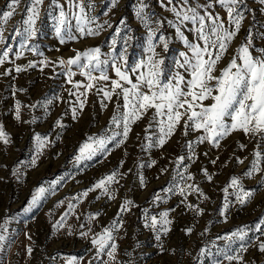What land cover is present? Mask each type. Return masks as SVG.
<instances>
[{
  "label": "rangeland",
  "instance_id": "rangeland-1",
  "mask_svg": "<svg viewBox=\"0 0 264 264\" xmlns=\"http://www.w3.org/2000/svg\"><path fill=\"white\" fill-rule=\"evenodd\" d=\"M8 2L9 0H0V11L7 10ZM50 2L51 0H44L41 7L39 33L34 41L39 51L43 53V57L48 60L56 61L58 58L66 60L74 57L77 51L84 52L92 47H100L102 53L110 54L113 49L109 45L122 18L125 19V26H122L121 36L131 37L126 53L129 67L134 66L141 58H146V30L135 16L140 0H119L115 8L111 7L110 0H83L85 11L90 17H96L98 23L107 20L112 27L105 26V30L98 36L85 37L65 44H61L55 36L52 20L46 14ZM143 2L147 5L146 12L152 16L153 26L156 20L165 21L159 34L170 40L169 49L165 52L162 47H157L156 51L165 59V78H167V75L177 70L175 62L181 59L180 52H186L187 49L176 38L175 30L167 24L168 20L174 19L173 14L164 7L168 4V0H143ZM177 2L179 0H174V3ZM196 2L197 0H189L193 6ZM198 2L204 5L207 0H198ZM27 3L28 0H21L16 14L5 26L4 35L9 43L14 44V49L8 61L0 65V123L4 125L11 139L8 145L0 143V223L7 221L11 235V242L0 250V264H69L73 257L80 261V264H88L89 261H92V264H100L99 260H93L95 249L91 244L92 234L101 232L103 227L108 226L116 218L125 199L132 200L136 206L131 207L130 212L124 213L123 227L115 233L118 245L116 260L121 264H212L213 258L201 257L200 249L207 246L215 253L213 242L221 248L226 243L216 238L243 225L253 229L248 234V251L243 254L245 262L264 264V253L258 252L256 248L260 241H264V234L255 230L258 223L264 226V188L260 186L264 182L262 180L264 172L251 178L242 176L253 160L251 154L256 148V140L246 138L243 132L236 131L221 141L219 147H212L207 142L197 145L196 158L186 159L183 162L187 166L186 175L191 174L194 177L187 183L199 186L208 197L205 200L196 193L187 196V203L203 209L202 215L187 210L185 205L181 204L183 197L179 194H168L166 203L156 205L152 203L154 194L166 195L161 190L171 187V180L176 170L175 161L178 157L187 155V149L183 147L186 141H196L201 135L200 132L190 131L188 136H184L183 121L162 148L142 150L144 129L152 115L150 110L146 116L132 125L129 137L123 145L120 147L109 145L110 155L75 165L74 155L79 145L88 136L99 135L108 126L117 99L113 96L112 101H105L107 108L102 109L100 97L93 90L88 94L84 110L78 112V118L73 120L71 107L76 98L70 96L69 91L74 89L71 84L66 83V77L59 66L55 67V71L52 66L44 68L43 72L39 67L28 68L20 73L15 71L16 66L26 67L29 61L36 62L43 58L27 51L20 59H16L14 55L18 41H13L10 34L14 26L24 18ZM58 3L68 11L67 0H58ZM246 5L248 10L244 11L242 28L217 65L214 75L218 76L227 66L250 29L255 47H264V39H261V36H264V4H261L260 0H246ZM241 8L243 10V6ZM209 11L214 15L219 13L227 25L228 18L223 9L216 6L214 10L209 9ZM105 12L108 14L104 15ZM53 14H58V9H53ZM72 23L75 24V21ZM188 27L190 28L191 25ZM185 35L190 41L194 39L189 31H186ZM4 47L6 45L0 44V50ZM123 47L120 37H117L115 52L119 54ZM253 55L259 53L253 50ZM8 69L11 70V74L3 75ZM108 75L110 80L107 83L111 87V79L117 77L110 67ZM131 78L135 82V76L132 75ZM73 80L86 82L79 74L73 77ZM47 100L52 101L47 111L43 108L24 107V105L36 104L37 101L43 103ZM17 101L22 105L21 120H30L35 116L37 117L35 123L17 122L14 119ZM120 103L122 104L123 101L121 100ZM205 103L210 104L211 101ZM57 120L64 125L63 130L56 126ZM35 134L46 136L51 143L39 156L37 166L30 167L29 162L35 155ZM239 143L247 147L241 150L238 148ZM261 151L264 155V145L261 146ZM236 157L243 159V164H238ZM152 160L156 161L154 166L140 167ZM214 160L215 163L212 162ZM260 166L264 169V160L261 161ZM117 169L122 176L119 178V183L112 186L116 192L115 199L109 200L106 196L97 199L100 191L90 192L82 203L77 204L73 214L68 216L64 227L59 231L53 229V224L67 210L71 197L90 188L98 179ZM162 169L167 171L162 173ZM204 169L212 175L211 182L204 177L202 171ZM14 170H19V177L12 174ZM139 176L145 178V185L140 184ZM233 176L241 177L246 190L255 188L256 192L250 202L241 206L231 195L233 189L229 188L228 199L231 201V206L226 213L225 223L224 217L221 216L225 196L222 189L229 185ZM60 177L65 179L58 186L55 195L50 196L33 212H22L38 185L47 186L50 181ZM61 200L65 201L64 205L55 207ZM145 208L149 210L150 215H158L162 211L174 209L169 213V219L173 221L169 225L171 231L166 236H162L161 241H157L155 234L144 226ZM93 214L98 215L91 221L92 233H89L88 238H82L79 233L87 231L88 217ZM81 224L85 225L83 229L80 228ZM188 227L193 229L191 234H186ZM69 230L72 232L71 235ZM202 233L204 234L201 235ZM26 234L31 236V240ZM161 243L165 248L163 252L159 247ZM28 247L33 249L31 255L26 253ZM233 247L238 248L239 244ZM103 259L107 260L108 257L104 256ZM223 264H228V261H223Z\"/></svg>",
  "mask_w": 264,
  "mask_h": 264
},
{
  "label": "snow or ice",
  "instance_id": "snow-or-ice-1",
  "mask_svg": "<svg viewBox=\"0 0 264 264\" xmlns=\"http://www.w3.org/2000/svg\"><path fill=\"white\" fill-rule=\"evenodd\" d=\"M21 0H9L6 5L7 10L0 11V44L6 45L0 50V65H3L9 59L10 53H13L14 44L9 43L4 35L5 26L16 14ZM68 11H65L63 5L58 0H51L46 10V14L52 20V27L55 36L61 44L69 41H76L85 37H94L105 30V26L112 27L107 20L98 23L96 17H90L85 11L83 0H67ZM264 4V0H260ZM44 0H28L24 10V18L14 26L10 34L13 41H18V48L14 55L16 59L24 56L25 52H31L34 55L43 57L38 46L34 43L38 37V22L41 19V7ZM119 0H110V5L115 8ZM219 6L227 14V25L219 13L213 14L209 9H215ZM243 6V10L241 8ZM94 7V5H89ZM165 10L173 14L174 19L168 20L169 27L175 30V35L180 40L186 52H180L181 59L177 60V70L167 75L165 73V59L156 51L157 47H162L165 52L169 49L170 40L160 33L165 21L156 20L153 26L152 16L146 12L147 5L140 0L135 16L146 30V58H141L134 66L129 67L127 61V47L130 36H121L122 26H125V19H121L120 26L116 27L115 33L109 45L113 51L110 54H104L100 47H92L84 52L77 51L74 57L68 59L58 58L56 61H50L43 57L39 61H29L26 67L16 66L17 73L26 71L28 68L39 67L41 72L44 68L59 66L66 77V83L71 84L73 89L69 91L70 96H74L75 102L71 107L72 118H78L77 113L82 112L87 104L88 94L95 90V94L100 97L102 109L107 108L105 101H112L116 97L117 103L113 115L109 120L108 126L99 135H90L82 142L74 155V164L81 165L84 162L92 161L94 158L110 155L109 145L120 147L129 137L132 125L140 121L152 110L151 118L144 129V136L141 148L150 150L153 148H162L168 140L174 135L181 121H183V135L188 136L189 132H200L201 135L196 141H186L184 148L187 149L186 156H180L175 161V171L171 180V187H166L161 192L166 195L154 194L152 203H166L169 195L179 194L183 199L181 204L185 205L187 210L195 212L196 215H202L203 209L197 205L187 203V196L196 193L203 199L208 197L201 191L199 186L188 184L187 181L193 180L191 174H187V166L184 161L195 159V148L199 144L207 142L212 147H219L221 141L226 139L232 133L241 131L246 138L256 140V148L252 152L253 160L250 167L242 174L243 177L251 178L256 174L264 172L261 168V161L264 160L261 146L264 145V47L256 48L253 44V33L251 29L244 41L236 49L235 55L231 58L226 67L220 74L214 75L217 65L227 53L232 41L239 34L244 19V11L248 10L246 0H207L204 5L199 4L198 0L193 6L189 0H168L164 5ZM53 9H58V14H53ZM203 13V14H201ZM108 13L105 12L104 15ZM75 21V24L72 22ZM94 25V27H93ZM188 25H191L189 28ZM128 31H131L128 29ZM189 31L194 39L190 41L185 35ZM117 37H120L123 49L117 54L115 45ZM264 39V36H261ZM253 50L259 53L254 56ZM111 68L117 79H111V87L108 86L110 76L108 68ZM182 70V71H181ZM98 73V75H96ZM11 70H6L3 75H10ZM77 74L85 78V81H74L73 77ZM135 76V82L131 78ZM83 89V91H81ZM20 91H24L20 89ZM123 101L121 104L120 101ZM210 100V104L205 101ZM51 100L46 102L37 101L33 105H24L30 109L43 108L48 110ZM21 103L15 104L14 119L17 122L35 123L37 117L33 116L30 120H21ZM56 126L63 130L64 125L57 120ZM59 139V136H57ZM35 155L29 162L30 167L37 166V161L43 150L51 141L46 136L35 134ZM0 143L8 145L11 143L10 134L5 131V127L0 123ZM247 146L243 143L238 144V148L243 150ZM207 155V153H205ZM215 163V160L212 161ZM238 164H243L244 160L236 157ZM156 163L150 161L140 167H151ZM123 161L121 162V166ZM131 171V169H129ZM167 169H162L165 172ZM207 181L211 182L213 177L206 169L202 170ZM14 176L19 177V170L12 172ZM122 174L119 170H113L106 176L98 179L90 188L83 190L77 195L71 197L68 202L67 210L53 224V229L59 231L64 227L68 216L73 214L77 204L82 203L90 192L99 190L100 195L97 199L106 196L109 200L115 199L116 192L112 187L119 183ZM179 177V179H177ZM64 177L50 181L47 186L38 185L32 193L28 204L22 209L23 213H31L42 206L50 196L56 194L58 186L64 181ZM140 184L145 185V178L138 177ZM264 180V178H262ZM264 188V182L260 185ZM229 188L233 189L231 193L235 197L237 204L243 206L250 202L255 195L256 189H245L240 176L230 178L228 186L222 189L224 192V203L222 205L221 216L223 222H227L226 213L230 209L231 201L228 199ZM75 201L76 203H73ZM65 201H58L55 207L64 205ZM136 205L132 200L125 199L117 212L116 218L101 232L93 233L91 244L95 249L93 260H99L100 264H121L116 260L118 245L116 243L115 233L123 227V215L131 211V207ZM174 209H169L150 215L149 210H143L144 226L155 234V239L161 241L162 236H166L173 223L169 219V213ZM98 214L88 217L89 227L87 231H81L79 235L82 238H88L92 233L91 221ZM79 219V217H77ZM84 224L80 225L83 229ZM253 229L247 225L240 226L234 231L218 236L217 240H224L225 246L216 248L213 253L207 246L200 249L201 257H212V264H247L243 254L248 251V234ZM255 230L264 234V226L258 223ZM193 229L188 227L186 234H191ZM207 229H205V232ZM72 232L69 230V235ZM202 233L201 235H203ZM27 235V234H26ZM31 240V236L27 235ZM11 242V235L7 227V221L0 223V250H3L7 243ZM239 244L238 248L233 245ZM160 251L165 250L164 245H159ZM257 251L264 253V241L256 245ZM174 251V250H173ZM33 249L28 247L26 253L31 255ZM131 255L130 253H126ZM108 259L104 260L103 257ZM222 258V259H221ZM69 264H80L75 257L71 258ZM88 264H92L89 261Z\"/></svg>",
  "mask_w": 264,
  "mask_h": 264
}]
</instances>
